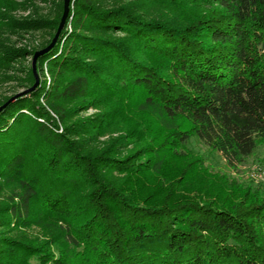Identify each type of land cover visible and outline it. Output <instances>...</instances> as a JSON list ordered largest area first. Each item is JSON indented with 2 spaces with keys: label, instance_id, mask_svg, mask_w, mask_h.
I'll list each match as a JSON object with an SVG mask.
<instances>
[{
  "label": "trees",
  "instance_id": "16d2710c",
  "mask_svg": "<svg viewBox=\"0 0 264 264\" xmlns=\"http://www.w3.org/2000/svg\"><path fill=\"white\" fill-rule=\"evenodd\" d=\"M21 5L0 0V83L35 51L5 35L49 29L45 47L63 4L18 19ZM44 63L50 85L0 110V184H14L0 264H264V187L187 149L234 168L264 139V0H71ZM88 105L100 112L71 121ZM110 126L124 134L94 144Z\"/></svg>",
  "mask_w": 264,
  "mask_h": 264
},
{
  "label": "rangeland",
  "instance_id": "374dc122",
  "mask_svg": "<svg viewBox=\"0 0 264 264\" xmlns=\"http://www.w3.org/2000/svg\"><path fill=\"white\" fill-rule=\"evenodd\" d=\"M21 3V6H18L16 10H13L10 14L14 17L20 19L23 17H44L51 18L55 11L60 0H17ZM63 4V0H62ZM72 6V5H71ZM62 13V12H61ZM67 19V18H66ZM72 19V14L68 19L67 29L71 30L70 21ZM56 31V30H55ZM51 31L48 29L38 30V31H19L14 34H6L5 37L8 38L9 42L15 46H26L29 49L39 50L44 45L45 41L49 39V34ZM63 43V41H62ZM33 56V55H32ZM32 56L26 57L25 59H20L16 63H13V68L7 71L8 78L5 81L0 83V95L4 96H13L14 94L21 92L31 86L27 82V70H32ZM33 72V70H32ZM36 74L39 80L45 82L46 87L51 83V75L47 70V65L44 63L41 67V70L36 67ZM38 85V84H37ZM40 102L44 104L43 98H40ZM100 109L94 105L85 106L81 109L76 115L71 117V121L75 120H85L86 118H91L93 115L98 114ZM54 116L55 114L51 112ZM59 131H62V123H58ZM124 133L116 127L110 126L107 128V131L104 135L95 137L96 145L104 143V141H110L111 138H116ZM84 135V134H83ZM82 135L73 136L75 139H79ZM94 138V137H93ZM90 139L91 141L93 140ZM187 149L191 151L192 154L202 156L203 163L207 169L217 175H225L227 178L228 184H237L244 187H264V139L259 140L257 146L252 154L246 157L242 162L237 164L236 167L232 168L227 166L221 156L213 151H210L203 144L197 141L195 138H192L188 145ZM172 160V159H170ZM172 161H169L171 163ZM1 186L0 190V204L7 202V196L14 186V184H7L6 186ZM227 190V189H226ZM9 235L18 236L22 235L26 239H33L36 236H42V230L40 226L32 224L26 227L18 226L16 227L11 223V229H9ZM31 262L35 263V260L32 259ZM37 264V263H36Z\"/></svg>",
  "mask_w": 264,
  "mask_h": 264
},
{
  "label": "water",
  "instance_id": "95a60500",
  "mask_svg": "<svg viewBox=\"0 0 264 264\" xmlns=\"http://www.w3.org/2000/svg\"><path fill=\"white\" fill-rule=\"evenodd\" d=\"M70 1L71 0H63L62 13H61V16H60V19H59V23H58L56 31H55L53 37L51 38L49 44H47L45 47H43V48H41L39 50L34 51V53H33L31 65H32L33 73L35 75L34 84L31 87H29V88H27V89H25V90H23L21 92H18L16 94H14L13 96H11L8 100H6L3 104L0 105V110L3 107H5L9 102L13 101L16 97L29 93L30 91H32L37 86V84H38V77H37V74H36V61H37V58L39 56H41L42 54L46 53L48 50H50L54 46V44H55V42H56V40L58 38V35H59L61 29L63 28L64 24H65V21H66L68 12H69Z\"/></svg>",
  "mask_w": 264,
  "mask_h": 264
}]
</instances>
